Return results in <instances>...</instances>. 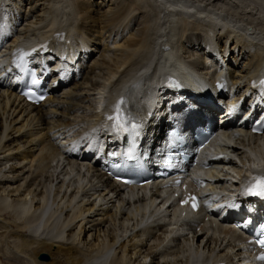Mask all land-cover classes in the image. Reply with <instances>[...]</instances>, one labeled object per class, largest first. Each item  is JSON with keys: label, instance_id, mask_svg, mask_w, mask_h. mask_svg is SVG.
<instances>
[{"label": "bare ground", "instance_id": "obj_1", "mask_svg": "<svg viewBox=\"0 0 264 264\" xmlns=\"http://www.w3.org/2000/svg\"><path fill=\"white\" fill-rule=\"evenodd\" d=\"M36 1L38 2L39 0L31 1L34 2L33 7L30 6L31 12L36 11V8L37 10L39 9V5H37ZM45 1L46 5H48V7H46V10H49L47 11L48 13L46 16H37L36 13L33 12V15L31 14L32 16H28L25 19L27 21V19L37 16L36 18L38 19L36 21L38 22H35V24H39V21H43L47 17L48 19H50V14V17L52 18L51 23L45 27V31H43L42 33L39 32L38 35L34 34L35 36H32L33 34L31 32L32 35L29 36L27 35V33L30 34L28 31V26L31 27V25H28L27 32L26 30L23 32H26V34L21 37L22 39L14 37V39L11 40L12 46L8 49L5 48L4 45H1L3 49L0 50V53H5L6 50H11L12 48L17 47L19 41L22 43H26L30 42L33 39H37L32 37H53L55 33H58L59 39L57 41V45L62 46L61 50L66 56V65L63 72L68 76V80L63 84L55 85V79H53L49 87L48 97L38 105H29L24 103L19 97L16 96V91L15 88L12 87L11 81L0 80V88H2L1 93L4 95H1L0 97L2 98V101L0 102V142L2 141V137L5 135V131L7 130L8 126H10L11 124V122H7L9 118L7 104L10 103V99H12V103L17 102V106L23 104L25 107H22L19 112H21L22 109H24V113L28 110L29 114L33 115L35 119L37 118L38 122L42 125V128H40L45 132L44 140L38 139L37 141H35V139L31 138L32 135H34L33 133H25L21 134V136L12 137L7 145L6 142L4 145L2 144L0 146V155L3 156V158L0 157V245L6 246L4 244L5 242L8 245L7 241H12V244L14 243L13 245L19 251L18 253H20L21 255L24 254V257H26V262L29 264H135L136 259H138L140 256V258H150V261L148 263L143 262V264H172L174 262V259L173 261L171 260L172 263L171 261H167V263H160L158 259L164 257L165 259L168 257L179 258L178 256L181 249L180 245H176L173 243L174 241H178L179 231H183V229H185L189 234H191V236L188 239L184 237V240L187 241L190 239L191 242H197L201 238V246L203 250L206 249L208 252L216 253L214 259L218 257L224 258L226 260L232 259V257H230V253L224 252L225 248L230 249L234 258L240 255L241 245L238 243V241H240L239 236L238 234H236L235 230L228 226V224L219 223V228H217L219 233L216 231V229L214 231L212 230L213 232L209 233L210 229L207 228L203 220H201V222L203 223L201 225L200 221L198 223L193 222L192 220H190L189 222H180V220L178 219L180 211L176 208L173 211L172 218L166 217L164 216L163 212L160 211V206L158 205L160 202H162L161 205L164 206L165 200L162 197L160 198L159 191L157 189H154V186L150 187L149 189L150 195L147 199L148 201L143 203V201L145 200L143 195L139 196L137 193L136 195H125L123 193L121 185L112 181L106 175V173L102 170L103 162L101 160L102 157L105 158V156H102L98 161L92 163L91 159H89L88 157H82L81 159L77 158L73 151L74 146H72L70 150H67L66 152H63L61 150L62 146H66L69 138L77 137L79 138V140H83L85 134L88 133L89 129H95L94 127L99 125L100 117L97 115L98 113L95 111L94 107L96 103L95 96L98 93L94 92H97L100 87H103L98 82L99 79L97 81V78H102L103 75H105L101 71L111 66L109 65V62L106 60L107 58L104 55L108 50L105 49V44L103 45L104 51L100 55V57H102L101 60H97L94 62L91 60L92 64L89 65L87 64L88 62L81 63L79 60V56L82 51L84 54H87L90 51L85 50L86 45L83 46V42L80 41V44L76 43L78 42L77 40L76 42H74L75 30L83 31V34L85 33L88 41L91 40L88 45L91 44L93 46V43H95L97 38H93L96 31L93 33L92 25H95V23L98 22V19L96 20V18L99 17V21L100 23H102L101 25H103L102 29L104 31V34L106 35V39H110L112 35H117L119 33L120 35L128 33L130 37H134H129L128 40L126 38L123 46L129 50L127 52L125 51L126 53H124V57L121 58V62H118L119 66H116V69L114 70L110 69L108 72V74L111 75L112 79L116 76L117 78L113 79V81L109 80L110 83L107 84L109 87H107L108 89H106V96L114 97L118 93L120 87H122L123 90H125L126 88L124 94L128 98L134 95L133 91L139 92V94H141L140 99L148 102L151 106L154 107L153 115H162L164 117L168 112L164 108L167 100L165 101L163 99L164 95L162 96L160 94V91H157V89L153 87V85H155L160 80L161 75L159 74L163 75L166 72L170 73L169 71H172L179 74V76H181V78L188 83H192L194 79H197L198 81L201 80L202 82L207 83L199 75L196 77V74L200 72V70L204 69V62L206 61V59L201 58L202 61L200 63L194 64L195 68L193 67V65L186 64L184 60L180 58V49L178 50L177 48V45H179L177 43L179 42V38H181L179 35L184 34L182 38L183 46H181V53L185 58L186 54L192 55L197 49L201 51H203L204 49L202 47L203 43L201 42V36L203 35H201V33L196 31L195 29H189L196 28L201 31H203L204 29L205 31L203 34L207 35V38L213 36V38H215L217 42V52L213 51V54L207 52L206 56L207 58L214 57L216 64L222 66L224 63V61H222V58H224L227 51L231 50L230 48L232 47V44L227 47L229 37H220V34L216 32V27L221 28L230 25L227 21L231 20L230 17L227 14H221L215 9H211V11H214L213 13L208 10V5H210V3L215 0H210L209 4H207L205 7L203 6L204 8H200L198 5L193 4L191 2L192 0L190 1L191 3H189L187 0H135V11L138 10L136 12L139 19L143 18L141 25L138 26V28L135 30L133 27L140 23H138L137 18L130 17L131 4H125L119 1L115 12L111 11V15L108 13H102L100 16H95V9L92 11L90 9L92 7H87L85 1V3H83L82 1V4H79L76 1V7L83 10L84 14L82 13V17L84 18L82 19H85V21L88 20L91 23L89 26L87 24L77 22V26V24H75L76 20H74L73 18L75 16L73 14L75 10L73 8L75 6H73V4L70 2L71 0ZM223 1L225 2L226 0ZM229 1L230 0L226 2ZM252 1L255 2V0ZM258 1L255 2L259 3L258 7L264 8V0ZM96 4H94L93 6H95ZM69 8L73 9V13L71 12L72 10L68 11ZM89 10H91V13ZM259 10L257 11L259 12ZM204 12L206 14V17L204 16ZM5 14H7L6 11ZM22 17L23 15H21V18ZM19 19V16L13 15L8 20L9 23L11 21L12 25L14 26ZM67 21L72 23H69V25H65ZM2 22L3 19H0V23ZM118 24H125L124 27H122L121 31V27H115ZM234 27L236 28V26L233 25V29L231 27H228L229 30H227V32H229L230 34H233V32L235 33L236 29ZM238 28L239 27H237V29ZM260 28L259 31H261V34L264 36V28ZM9 31L11 32V30ZM214 33L217 34L214 35ZM250 35L253 36V34L249 33V31L247 34L246 30L243 32V35L241 33V36H238L236 33L234 35L236 37V41L233 43H238V45L240 46L236 45L233 49L232 54L233 58L235 57V60L232 59V61L235 65H238V67L240 66V70L236 71L228 69L226 73L228 78L230 79L231 84L227 86L230 87V89L234 88L232 96H234L235 98H232L230 100L231 105H233L235 102H242L244 104L245 101H240V98L248 89L250 90L248 96L252 94L254 99L256 95H258V92L257 86H255L256 88H252L253 83L256 82V84H263V79L259 76L261 74L264 75V51L258 54L255 52L254 54H251L248 51V49L253 48V43L251 42V40L255 39V37L252 38ZM246 36L251 40H248V38L246 39ZM244 37L246 39L244 40L249 43L248 45L243 41ZM103 39L105 40V38ZM258 39H260V37ZM52 42L54 43V41ZM168 47L169 49H167ZM240 52L241 57L239 58ZM76 55H79L77 60L74 59ZM73 61H75L76 64H73ZM242 62H244V64H242ZM1 67L0 71L2 70ZM85 67H87V69H85ZM71 70H75L72 75H70ZM149 70H151L152 73L151 75L146 76ZM218 70L219 71L213 77H221L222 72L224 73V71H220L221 69ZM1 74L2 76H4L3 73ZM242 80L245 81L242 82ZM134 81L141 82V84H134ZM127 82L130 83L126 87L125 83ZM105 88L106 85H104V89ZM127 88H131V91H128ZM104 89L103 91L106 92V90ZM103 91L101 90L100 93L102 94ZM102 99L103 98H100V100ZM123 103L127 105L128 99H124ZM91 109L93 112H91ZM129 109L130 110H127L128 113L137 112L139 110L137 108L133 110L132 108ZM87 111H89V114L87 116L88 118L82 119V117L80 116H86ZM193 118L194 117H192V119ZM175 119L176 116L171 117L172 121H175ZM198 119H200V115L196 117V120ZM161 122L162 118H159L158 120L150 124L146 137L147 143H151V141L156 136L161 137L162 130L158 132V127ZM13 131L15 132V130ZM241 132H243L242 134L244 135L242 137L237 136L235 140L233 139V135L231 134V132H229L228 135L223 136L226 140L224 141L226 143V146L224 148H221L222 151H229L232 154L236 155V157L239 159L241 165L238 164L237 161L232 157L225 158L226 163L232 166L231 168L233 170V167H236V170H234L235 173L241 170L242 165L248 163L249 166L250 159H252V157H255V159H257L253 163L258 164L260 160H262V162L264 163V158H262L261 155V153L264 151V148H261L263 145L261 143L256 144V140H259L258 142H261L260 140H263L264 144V134L261 136H256L250 135L246 131L241 130ZM66 136L68 138H66ZM23 139H25L24 142ZM246 141L247 144L245 143ZM250 142L253 145L252 148H250ZM247 147L249 149V152H247L246 150ZM35 149L40 152L39 158H37L36 154L33 152ZM61 157H63L64 159L63 162L61 160ZM259 157L262 159H259ZM34 162L37 163V167H33V169H35L36 171L34 170V172H31V167ZM7 163L8 165L10 163L8 169L6 170L7 172L4 170L2 171V168H5ZM2 164L4 167L2 166ZM26 167H29L30 170L26 171ZM82 169H86L85 172L87 173V175H85V173H82ZM216 169L217 168L213 167L210 169L198 170L199 174H204L216 179V186H210L211 189H214L218 185H220V187L221 185H224L226 180L224 181L221 178L226 177L224 176L225 174H230L227 172H224L225 174H222L220 173V171L222 170L218 171ZM228 170L230 171V169ZM64 171L65 173L63 174ZM89 173L91 174L88 177L86 185L79 186L83 194L81 195V198L77 199L72 185H75L77 179L78 183L80 184V181H82L83 178L87 179V177L85 176H88ZM9 174H12L11 177L9 176ZM72 174L76 175V181L72 179ZM25 175L26 177L24 178ZM18 177H22V180L25 181L24 185L21 186L19 183H17L16 186L14 185L15 188H13L12 186L15 182L21 181L18 180ZM56 181H58L57 184L53 186ZM58 184H61V186L65 185L64 190V186L56 189V186ZM72 189L73 191H71ZM128 189L130 190L129 192L134 194L133 191L146 188H137L134 186L129 187ZM90 191L92 192L91 194H89ZM96 194L97 196H95ZM100 195L102 196L104 201L108 200L111 202L113 199L122 202L127 206H129V204L141 205V207L137 209L138 211H141L143 215L139 220L136 219L134 221V219L128 218L127 216V218H125L124 215L126 214V212L121 210V208L117 213L119 217H117V222L118 220H121L122 228H125V224L127 222L130 223V220H132L130 227L131 232L133 233L128 234L126 237L132 235L133 237L128 240L129 242L135 240V242L129 243V245H127L124 242L118 240L120 238H124V236L120 235L118 237V233L117 235L113 234L114 232L111 233V230L107 225H111V223H114L116 219L113 218L114 216L110 214L111 212H108L110 211V209L108 210V208H106L105 210L103 207H101L105 204H99L97 205L98 208H96L95 197H98ZM92 197L94 198L93 201H91ZM75 198L77 200L76 204H82V210L80 211L79 209L76 214L70 211L71 209L73 210L75 208V206H72L70 209V204ZM65 199H67L68 207H65ZM157 200L159 201L156 203V206L153 208V210H150V207H153L155 201ZM31 204H34L33 207L37 205L33 211ZM61 205L64 206L62 207ZM53 206H55V208H53ZM78 208L79 207H77V209ZM169 209L170 208L167 206L164 211H167ZM147 212H149L148 217L152 218V220L150 221H148V217L144 219ZM57 214H60V216ZM113 214H116V212ZM188 216L190 218H193L195 214L189 213ZM78 218L80 221L78 230L79 234H76L75 231L71 229V224L72 222L74 223V221ZM166 218L174 220V222L170 221L169 223L165 224ZM133 221L135 222V224ZM139 223H143V227H139ZM172 224H175V226H171ZM114 225L115 223L113 224V226ZM210 226L212 229L211 223ZM105 227L106 235L103 231ZM197 227H199L198 230H196ZM66 231L68 232L66 233ZM97 231L98 233L96 234ZM99 231H102L107 239V248H104L102 246L100 248V244L98 243V240L100 238ZM64 232L66 233L65 235L63 234ZM214 233H217L216 236ZM80 234H83V238L81 239ZM84 235H87V237L89 238L88 243L86 242V240H84ZM64 236L66 237L65 240L67 239L66 242L63 241ZM76 237H79V239H77ZM76 239L78 241L75 244ZM128 240L126 242H128ZM186 243H189V241ZM88 244L89 248H95V246L97 248L95 250H93V248L92 251L89 252H87V250H83V248H85ZM79 245H82V247H80ZM112 247L115 248V250H113L114 252L116 251V253L112 252L113 254L111 255L110 248L112 250ZM2 249L4 250V247L0 248V264L18 263H13L12 260L17 258L6 256L4 254L5 250L3 252ZM41 253H44L48 257H50V262L40 261L37 256ZM15 256L18 258L21 257L18 255ZM132 257L135 258V260L132 261ZM202 257L195 251V254L186 256L183 261L182 259H177L175 260V262H179V264H201L202 260L200 258ZM207 258L208 257H206V260ZM200 260L201 262H199ZM26 262L24 263L26 264ZM234 263L235 262H233V264Z\"/></svg>", "mask_w": 264, "mask_h": 264}, {"label": "rangeland", "instance_id": "obj_2", "mask_svg": "<svg viewBox=\"0 0 264 264\" xmlns=\"http://www.w3.org/2000/svg\"><path fill=\"white\" fill-rule=\"evenodd\" d=\"M32 0H0V10H1V12H0V16H5V17H7L8 18V15H10V17H12L13 15H15V16H19L20 17V19L18 20V22H17V25L18 26H15L14 28H16L17 29V31L19 32V33H17V34H15L14 35V37H16V36H20V38L21 37H23L25 34H26V32H27V26L28 25H31V27H29L28 26V31H29V33L30 34H28L27 33V35H32V36H35L34 34H36V35H38V33L40 32V33H42L43 31H45V27L47 26V25H49L50 23H51V17H50V14H49V18L50 19H48V17L47 18H45V20H43V21H39V24L37 23V24H35V22H38V21H36L38 18H36L37 16H46L47 15V11H49V10H46L47 8L46 7H48V5H46V1L45 0H39L38 2H37V5H39L38 6V10H37V8H36V11H30V6H32L33 7V5H34V2H31ZM56 1H58V0H56ZM62 1H66V0H62ZM76 1L80 4H82V1H83V3H85L86 2V6L87 7H92V8H90L92 11L95 9L96 10V12H95V10H94V15L95 16H100L102 13H108V14H110L111 13V11H113V12H115V9H116V7H117V5H118V2L120 1V2H123V3H125V4H131L130 5V17L132 18V17H134V18H137V20H138V23H140V24H138V25H135L133 28L136 30L137 28H138V26H140L141 25V23H142V19L143 18H140L139 19V17H138V14H137V12L136 11H138V10H136L135 11V7H136V5H134V2H135V0L133 1V0H71L70 2L73 4V6H75L73 9H75L74 10V13H73V9L72 8H69V10L68 11H70V10H72L71 12L75 15H73L72 17L74 18V20H76V22H75V24H77V26H78V23H82V24H87V25H89L90 26V22L88 21V20H86L85 21V19H82V18H84V17H82L83 16V10H81V9H78L77 7H76V5H75V3H76ZM85 1V2H84ZM189 3H193V4H196V5H198L200 8H204L207 4H209V2H210V0H208V3H207V0H187ZM191 1V2H190ZM199 1V2H198ZM212 1V0H211ZM226 1H228V0H226ZM225 1V2H226ZM242 1V2H241ZM250 3H249V2ZM252 0H230L229 2H224L223 0H215V1H213L212 3H210V5H208L209 7H207L208 8V10H210L211 11V9H215V10H217V11H219L221 14H223V15H228L229 17H230V19L232 20H227L228 21V23L231 25H228V26H226V27H216V32H218L219 34H220V37H222V38H225V37H229V40H228V45H227V47L229 46V45H231L232 44V47L230 48L231 50L230 51H227V53H226V55L224 56V58H222V61H224V63H223V65L222 66H220V65H217L216 64V62H215V59H214V57H209V58H207V56H206V53L207 52H210V54H213V51H216L217 52V42H216V40H215V38H213V36H211V37H209V38H207V35H204L203 33H204V29H203V31H201V30H199V29H196V28H190L189 30H196V31H198V32H200L201 33V35H203V36H205V37H203V36H201V42L203 43V51H201V50H199V49H197L196 51H194V53L192 54V55H185V58H184V56L182 55V53H181V46H183V44H182V38H183V36H184V34L183 35H179L181 38H179V42L177 43V44H179V45H177L178 47V50L180 51V58H182L183 60H184V62L186 63V64H188V65H193V67H194V64H196V63H200L201 61H202V59L201 58H203V59H206V61L204 62V69H202V70H200V72H198L197 74H196V76H200L202 79H204V80H206V81H210L211 79H212V74L213 73H215V72H218L219 70L218 69H221L220 71H224V73H225V75H227L226 73H227V71H228V69H230V70H236V71H239L240 70V66L238 67V65H235L234 63H233V61H232V59L233 60H235V57L233 58V54H232V51H233V49L235 48V46L237 45V46H240V45H238V43L236 44V43H233V42H235L236 41V37L234 36L235 35V33L239 36H241V33H242V35H243V32L246 30L247 31V34H248V31H249V33H252L253 34V36H251L252 38L253 37H255V39H250L249 37H247V36H249V35H247L246 36V39L248 38V40H251V42L253 43L252 45H253V48H250V49H248V51L251 53V54H254V52L255 53H262L263 51H264V36L261 34V31H259V28L261 27V28H264L263 26H264V8L262 7V8H259L258 7V4L259 3H255L256 1H258V0H255V2L254 1H252ZM230 2H231V4H230ZM244 2V3H243ZM246 2V3H245ZM258 2H260V1H258ZM96 3H98V4H96ZM229 3V4H228ZM248 3V4H247ZM253 3V4H252ZM92 4V5H91ZM94 4H96L95 6H93ZM242 4V5H241ZM255 4V5H254ZM116 5V6H115ZM221 5V6H220ZM254 8H252L251 6ZM131 6H133V7H131ZM204 6V7H203ZM216 6H217V8H216ZM234 6V7H233ZM236 6V7H235ZM240 6V7H239ZM245 6V7H244ZM256 6V7H255ZM247 7V8H246ZM250 7V8H249ZM249 8V9H248ZM49 9V8H48ZM221 9V10H220ZM252 9V10H251ZM260 9V10H259ZM78 10V11H77ZM91 10H89L90 11V13H91ZM257 10H259V12L257 11ZM5 11H6V13L7 14H5ZM231 11V12H230ZM262 11V12H261ZM29 12H31V13H29ZM33 12L34 13H36V15L37 16H34V17H31V18H29V19H27V21L25 20L28 16H32L33 15ZM39 12V13H38ZM71 12H69V13H71ZM112 12V13H113ZM212 13L214 12V11H211ZM230 12V13H229ZM38 13V14H37ZM83 13V14H82ZM98 13V14H97ZM216 13V12H215ZM248 13V14H247ZM32 14V15H31ZM232 14V15H231ZM263 14V15H262ZM21 15H23V17L21 18ZM111 15V14H110ZM109 15V16H110ZM204 16L206 17V14H205V12H204ZM232 16V17H231ZM247 16V17H246ZM130 18V19H131ZM82 19V20H81ZM98 19V20H97ZM96 20L98 21V22H96L95 23V25H92V30H93V33L96 31V33H94L95 34V36L93 37V38H97L96 39V41H95V43H93V46L91 45V44H89L88 45V43L91 41H88V38L85 36V33L83 34V31H81L80 29V31H78V30H75V32H74V42H76V40L78 41V42H76V43H78V44H80L79 42L81 41V42H83L84 43V45L83 46H85V49L87 50V51H90V53H88L87 55L86 54H81L80 55V59L81 58H87V57H89V61H88V65L89 64H92L91 62L93 61H97V60H101V58L102 57H100V55H101V53L104 51V49H103V45L105 44L106 45V47H105V49H108L107 51H106V53L104 54L105 56H106V60L109 62V65H111L110 67H107V68H105L104 70H102L101 72L103 73V74H105V75H103V79L100 77V78H97V81H98V79H99V83L103 86V87H100V89H98L97 90V92L95 91L94 93H98L96 96H95V102H98V101H100V98H103V99H105L104 98V95L107 93V90L106 89H108L107 87H109L107 84L108 83H110L109 82V80H111V81H113V79H115V78H117V76L116 77H114L113 79H112V77H111V75L110 74H108V72H109V70L111 69V70H114V69H116V66H119V64H118V62L121 60V58H123L124 57V53H126L129 49H127V48H125L124 46H123V44H124V41L126 40V38H127V40L129 39V37H130V35L128 34V33H124V34H121L120 35V33L119 34H117V35H112L111 37H110V39H106V35L104 34V31H103V25H101L102 23H100V19H99V17L98 18H96ZM256 20V21H255ZM84 21V22H83ZM78 22V23H77ZM89 22V23H88ZM252 22V23H251ZM254 22V23H253ZM256 22V23H255ZM69 23H72V22H69V21H67L66 23H65V25H68ZM124 25L125 24H118V25H116L115 27L116 28H120V31L122 30V27H124ZM232 25L233 26H236V30H235V33L233 32V34H230L229 32H227V30H229L228 29V27H231L232 28ZM238 25V26H237ZM95 26V27H94ZM127 26V25H126ZM247 26V27H246ZM37 27V28H36ZM88 27V26H87ZM237 27H239L238 29H237ZM247 29H246V28ZM36 28V29H35ZM260 28V29H261ZM95 29V30H94ZM102 29V30H101ZM233 29V28H232ZM10 28L6 31V32H8L9 34H12L10 31ZM26 30V32L25 33H23L24 31ZM242 30H243V32H242ZM254 30V31H253ZM240 31V32H239ZM251 31V32H250ZM253 31V32H252ZM31 32H32V34H31ZM34 32V33H33ZM82 32V33H81ZM227 32V33H226ZM115 33V32H114ZM246 33V32H245ZM255 33V34H254ZM99 34V35H98ZM127 34V35H126ZM215 34H217V33H214V35ZM229 34V35H228ZM97 35V36H96ZM101 35V36H100ZM105 35V36H104ZM226 35H228V36H226ZM255 35H258V36H255ZM12 36V35H11ZM10 36V37H11ZM232 36V37H231ZM237 36V37H238ZM38 37V36H37ZM132 37V36H131ZM130 37V38H131ZM234 37V38H233ZM260 37V39H258ZM263 37V38H262ZM33 38V37H32ZM103 38H105V40L103 39ZM113 38V39H112ZM132 38H134V37H132ZM100 39H102V40H100ZM231 39V40H230ZM245 37L243 38V41L248 45L249 43L248 42H246L245 40ZM101 42H100V41ZM115 40H119V41H115ZM260 40V41H259ZM98 41V42H97ZM120 42V43H119ZM92 43V42H91ZM95 44H97V45H95ZM91 45V46H90ZM95 45V46H94ZM176 47V46H175ZM121 50V51H120ZM123 50V51H122ZM253 50V51H252ZM126 51V52H125ZM121 53V54H120ZM232 54V55H231ZM94 55V56H93ZM190 56V57H189ZM186 57H188V58H186ZM237 57V56H236ZM241 57V52H240V54H239V58ZM201 59V60H200ZM92 60V61H91ZM124 60V59H123ZM198 60V61H197ZM212 63H211V62ZM121 62V61H120ZM119 62V63H120ZM210 62V63H209ZM246 62V61H245ZM73 64H76L75 63V61H73ZM228 64V65H227ZM242 64H244V62H242ZM225 65V66H224ZM227 65V66H226ZM235 65V66H234ZM229 66V67H228ZM195 68V67H194ZM85 69H87V67H85ZM215 70V71H214ZM213 71V72H212ZM223 73V72H222ZM223 73V74H224ZM109 75V76H108ZM244 75V74H243ZM106 77V78H105ZM109 77V78H108ZM228 79V78H227ZM0 80H3V79H0ZM107 81V82H106ZM243 81H245V80H242V82ZM67 82V81H66ZM229 82V81H228ZM100 84H98V85H100ZM104 85H106V88L104 89ZM1 90H0V97H1V95L2 96H4L1 92H2V88H0ZM103 89L104 90H106V92H104L103 91ZM103 91V93L101 94L100 93V91ZM60 92V91H59ZM105 93V94H104ZM104 94V95H103ZM251 99H252V97L251 98H249V99H247L246 100V102L247 103H249L250 101H251ZM2 101V98H0V102ZM17 102H15V103H12V99H10V103H8L7 104V111H9L8 112V115H9V118H8V123L9 122H11V124H10V126H8V128H7V130L5 131V135L2 137V141L0 142V146L3 144H5L6 142V145L8 144V142H10V139L12 138V137H17V136H21V134H34V135H32V137L31 138H33V139H35V141H37L38 139L39 140H44L45 139V136H44V130L43 129H41L42 128V125L38 122V120H37V118L35 119V117L33 116V115H31V114H29L28 113V110L27 111H25V113H24V109H22V111L21 112H19L20 110H21V108L22 107H25L23 104H20L19 106H17V104H16ZM14 104V105H13ZM93 108V107H92ZM91 112H93L92 111V109H91ZM1 114V113H0ZM85 114V113H84ZM86 116L85 115H79L80 117H82V119H85V118H88L87 116H88V114H89V111H87L86 112ZM86 121H88V120H86ZM2 122V121H1ZM38 124V125H37ZM40 125V126H39ZM24 127V128H23ZM41 127V128H40ZM40 129V130H39ZM13 130H15V132L13 131ZM17 130H19V131H17ZM43 130V131H42ZM17 131V132H16ZM12 135H11V134ZM37 134V135H36ZM8 135V136H7ZM41 135V136H40ZM44 136V137H43ZM1 137V136H0ZM7 137V138H6ZM41 137H43V138H41ZM242 137V136H241ZM8 139V140H7ZM233 139L235 140L236 139V137H233ZM24 140L25 139H23V142H24ZM259 140H256V144L257 143H261L262 145V147L261 148H264V144H263V140H260L261 142H258ZM237 143H238V141H237ZM246 144H247V141L245 142ZM252 143L250 142V148H252ZM28 147V146H27ZM26 147V148H27ZM238 147V146H237ZM247 152H249V149H248V147H247ZM263 150V149H262ZM35 154H36V156H37V158H39L40 157V152H38V150L37 149H35L34 151H33ZM6 153V152H5ZM227 154H230L236 161H237V163L238 164H240V162H239V159L236 157V155H234V154H232L231 152H229V151H227L226 152ZM8 154V153H7ZM6 154V155H7ZM261 155H262V158H264V151L261 153ZM5 156V155H4ZM0 157H2L3 158V156H1L0 155ZM62 158V157H61ZM60 158V159H61ZM262 158H260L259 157V159H262ZM36 159V158H35ZM34 159V160H35ZM62 160V162L64 161V159L62 158L61 159ZM60 160V161H61ZM242 160H243V158H242ZM9 165H10V163H9ZM8 163H7V167L5 166V168H2V171L4 170V171H6L7 169H8ZM1 166V165H0ZM2 166H3V164H2ZM4 167V166H3ZM33 167L34 168H36L37 167V163H33L32 164V167H31V172H34V170L35 169H33ZM232 167V166H231ZM228 168V169H230V171L231 172H234V170H236V167H233L234 168V170L232 169V168ZM27 170H30V168L29 167H26V171ZM85 170L86 169H82V173H85V175H87V173L85 172ZM36 171V170H35ZM7 172V171H6ZM5 172V173H6ZM65 173V171L63 172V174ZM90 174L91 173H89L88 174V176H85V177H87V179L86 178H83L82 179V181H80V184L78 183V179L76 178V175H74V174H72V179L73 180H75L76 181V179H77V181L75 182V185L73 184L72 185V188L74 189V193H75V196H76V198L77 199H79V198H81V195L83 194V192H82V190H81V188H79V186H84V185H86V183H87V180H88V177L90 176ZM222 174H225L224 172H222ZM12 175V174H11ZM11 175L9 174V176L11 177ZM225 176V175H224ZM26 177V175L24 176V178ZM228 177H230V175L228 176ZM21 178V179H20ZM18 180H21V181H19V182H15L14 184H13V188H15V186L17 185V183H19L21 186H23L24 185V180H22V177H18ZM57 182L58 181H56L55 182V184L53 185V186H55L56 184H57ZM67 183V182H66ZM15 185V186H14ZM59 186V187H58ZM64 186V187H63ZM63 186H61V184H58L57 186H56V189H58V188H61V187H63V190H64V188H65V185H63ZM144 188H146V189H142V190H144V191H142L141 189L140 190H137V191H133V193L134 194H132L131 192H129L130 190L129 189H124L123 190V193L125 194V195H136V193L139 195V196H141V195H143L144 196V198H145V200L143 201V203L144 202H146V201H148L147 199L149 198V190H148V188L147 187H144ZM73 189L71 190V191H73ZM80 189V190H79ZM87 190H88V188H87ZM86 190V191H87ZM92 192L90 191L89 192V194H91ZM95 196H97V194L95 195ZM95 196H93V197H95ZM106 196H110V195H106ZM91 198V201H93V199L94 198ZM76 198L72 201V203L70 204V209H71V207L72 206H75V208L72 210H70L72 213L74 212L75 214L77 213V211H79V209H80V211L82 210V204H76V202H77V200H76ZM96 198H98V199H96ZM109 198V197H108ZM76 200V201H75ZM102 200V201H101ZM37 201V200H36ZM159 200H157V201H155V204L153 205V207H150V210H153V208L156 206V203L158 202ZM66 202V203H65ZM95 202H96V208H98L97 207V205H99V204H105L104 206H101V207H103L105 210H106V208H108V210L110 209V211H108L111 215H113L114 217L113 218H115L116 219V221L114 222L115 223V225L113 226V222L111 223V225H107V226H109V228H110V230H111V233H113V234H116L117 235V233H118V237L120 236V235H122V236H124V238H120V239H118L119 241H121V242H124L125 244H127V245H129V243H132V242H135V240H133V241H131V242H129V240L131 239V237H133L132 235L131 236H129V237H126L128 234H132L133 232H131V227H130V225H131V221L132 220H130V223H126L125 225V228H122V226H121V220H118V222H117V219L119 218L118 217V215H117V213L119 212V210H120V208H121V210H123L124 212H126V214L124 215V217L125 218H132V219H134V221L137 219V220H139L143 215H142V212L141 211H138L137 209L138 208H140L141 207V205H137V204H135V205H131V204H129V206H127V205H125V204H123L122 202H119V201H117V200H113L112 199V201L110 202V201H108V200H103V198H102V196L100 195V196H98V197H95ZM64 204L66 205L65 207H68L67 205V199H65L64 200ZM30 205V204H29ZM33 205L34 204H31V207H32V211L35 209V207L37 206H35V207H33ZM79 205V206H78ZM159 206H160V211H162L163 210V208H164V206H162L161 205V203H159L158 204ZM62 207L64 206V205H61ZM120 206V207H119ZM139 206V207H138ZM77 207H79L78 209H77ZM53 208H55V206H53ZM31 209V208H30ZM173 211H174V209L172 208V210H171V213L173 214ZM70 212V213H71ZM116 212V214H113V213H115ZM71 213V214H72ZM149 214V212H147V214H146V216H145V218L144 219H146L147 218V215ZM57 215H59L60 216V214H57ZM127 216V217H126ZM165 216V215H164ZM118 217V218H117ZM167 217V216H166ZM151 220H152V218H151ZM169 220L170 219H168V218H166L165 219V224L166 223H169ZM61 221V220H60ZM79 221V218L77 219V220H75L74 221V223L72 222V224H71V229L73 230V231H75V233L77 234L78 233V230H79V225H80V221ZM133 221V222H134ZM116 222H117V224H116ZM171 222H174V220H171ZM205 222V225L207 226V228H209L210 230H209V233H211V232H213L215 229H216V231L218 232V229L217 228H219L218 227V224H214V225H212V229H211V226H210V223L209 222H206V221H204ZM76 224V225H75ZM134 224H135V222H134ZM203 224V223H202ZM120 225V226H119ZM106 226V227H107ZM171 226H175V224H172ZM106 227L103 229V231L105 232L106 231ZM128 227V228H127ZM112 228V229H111ZM108 229V228H107ZM125 229V230H124ZM126 229H127V231H126ZM199 229V227H197L196 228V230H198ZM116 230V231H115ZM213 230V231H212ZM122 231V232H121ZM126 231V232H125ZM68 231H66V233H67ZM100 233V238H99V240H98V243L100 244V248H101V246L102 247H104V248H107V239H106V237H105V235H106V232H105V235H104V233L102 232V231H99ZM65 232L63 233L64 235L66 234ZM98 233V231L96 232V234ZM219 233V232H218ZM79 234V233H78ZM215 234V236H216V234L217 233H214ZM190 236H191V234H189L188 233V231L187 230H185V229H183V231H179V239H178V241H174V243L173 244H178V245H180V254H179V258H172V257H168V258H166L165 259V257L164 258H159L158 259V261L160 262V263H167V261H173V259H174V264H179V262L178 263H176L175 262V260H181L182 259V261H183V259L186 257V256H190V255H192V254H195V251L197 252V254H199L202 258H200L201 260H202V263H206V264H213V261H214V258H215V252H208L206 249L205 250H203V248H202V246H201V238L196 242V241H194V242H191L190 241V239L189 240H187V241H185L184 240V237L186 238V239H188V238H190ZM65 236H64V238H63V241H65L66 242V240H65ZM77 239H79V237H76ZM81 238H83V234H80V239ZM127 238V239H126ZM75 240V244L77 243V241L78 240ZM129 239V240H128ZM84 240H86V242L88 243V241H89V238L87 237V235H84ZM103 240V241H102ZM128 240V242H126ZM118 241V242H119ZM189 241V243H186V242H188ZM7 243H8V245L6 244V242L4 243L6 246H4V245H0L1 247L0 248H2V247H4V250H5V255L6 256H8V257H11V258H13V257H15V258H17V259H14V260H12V262L13 263H17V264H25L24 262H26V257H24V254L23 255H21L20 253H18L19 251L15 248V246L12 244V241H10V242H8L7 241ZM186 244V245H185ZM104 245V246H103ZM80 247H82V245H79ZM144 246H145V244H144ZM196 246H198V247H196ZM8 247V248H7ZM88 247V248H87ZM148 247V246H147ZM94 247H92V248H89V244L85 247V248H83V250H87V252H89V251H92V249H93ZM97 247L95 246V248L93 249V250H95ZM172 248H173V246H172ZM115 250V248L114 247H112V250H111V248H110V251H111V255L113 254V253H116V251L114 252V250ZM4 250L2 249V251L4 252ZM113 252V253H112ZM224 252H228V253H231V251H230V249H224ZM13 253V254H12ZM16 253V254H15ZM1 255V254H0ZM15 255H18V256H21V257H16ZM115 255V254H114ZM39 256V255H38ZM38 256H37V258H38ZM141 257V256H140ZM138 258V259H136V263L135 264H143V262H146V263H148L149 261H150V258H148V257H146V258ZM206 257H208L207 258V260H206ZM23 258H25V259H23ZM204 258H205V260H204ZM170 259V260H169ZM17 260V261H16ZM21 262H20V261ZM25 260V261H24ZM133 260H135V258H133L132 257V261ZM201 260L199 261V262H201ZM16 261V262H15ZM40 261H49L50 262V257H48V260H40ZM172 261H171V263H172ZM204 261H206V262H204ZM46 263V262H45ZM48 263V262H47ZM172 263V264H173ZM201 263V264H202ZM26 264H29V263H27L26 262ZM31 264V263H30ZM168 264V263H167Z\"/></svg>", "mask_w": 264, "mask_h": 264}, {"label": "snow or ice", "instance_id": "obj_3", "mask_svg": "<svg viewBox=\"0 0 264 264\" xmlns=\"http://www.w3.org/2000/svg\"><path fill=\"white\" fill-rule=\"evenodd\" d=\"M109 119H113L116 121H119V116L117 117H109ZM253 180L256 181V183L251 186L248 191L252 194V195H260V196H264V178L261 177H253ZM190 199L192 200V207L195 209L196 208V203H195V197H190ZM260 245L262 247H264V240H260L259 241ZM259 259L264 260V256L259 257Z\"/></svg>", "mask_w": 264, "mask_h": 264}, {"label": "water", "instance_id": "obj_4", "mask_svg": "<svg viewBox=\"0 0 264 264\" xmlns=\"http://www.w3.org/2000/svg\"><path fill=\"white\" fill-rule=\"evenodd\" d=\"M38 259L39 260H48V256L46 254H44V253H41L38 256Z\"/></svg>", "mask_w": 264, "mask_h": 264}]
</instances>
